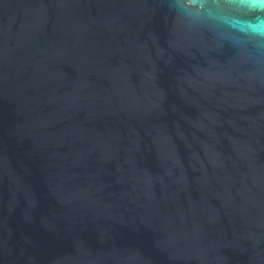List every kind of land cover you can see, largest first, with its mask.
Segmentation results:
<instances>
[{
	"label": "water",
	"instance_id": "obj_1",
	"mask_svg": "<svg viewBox=\"0 0 264 264\" xmlns=\"http://www.w3.org/2000/svg\"><path fill=\"white\" fill-rule=\"evenodd\" d=\"M0 264H264V0H0Z\"/></svg>",
	"mask_w": 264,
	"mask_h": 264
},
{
	"label": "snow or ice",
	"instance_id": "obj_2",
	"mask_svg": "<svg viewBox=\"0 0 264 264\" xmlns=\"http://www.w3.org/2000/svg\"><path fill=\"white\" fill-rule=\"evenodd\" d=\"M241 2H243V0H241Z\"/></svg>",
	"mask_w": 264,
	"mask_h": 264
}]
</instances>
